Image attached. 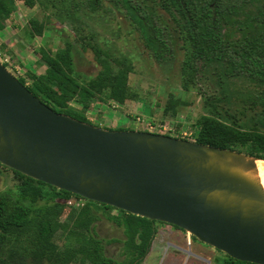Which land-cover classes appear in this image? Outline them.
I'll return each mask as SVG.
<instances>
[{"label":"rangeland","instance_id":"rangeland-1","mask_svg":"<svg viewBox=\"0 0 264 264\" xmlns=\"http://www.w3.org/2000/svg\"><path fill=\"white\" fill-rule=\"evenodd\" d=\"M32 1L33 6L27 7L25 0H13L11 15L0 23V63L27 89L32 88L35 78L46 75L48 66L44 55L54 56L67 48L74 61L72 76L83 85L94 80L107 66L118 70L120 64L128 70L131 98L126 104L109 100L105 94L94 98L88 108L75 101L69 103L87 124L105 130L148 132L191 142H196L199 120L203 117L216 118L245 132L258 128L256 121L262 108L251 104L258 89L241 78L229 79L223 88L218 84L217 69H202L201 63L195 64L196 71L188 74L186 35L158 1L139 0L156 17L157 26L165 31L170 48L165 61L155 59L125 12L109 0ZM250 11L254 14L256 8ZM32 20L42 26L41 36L32 30ZM234 38L239 35L236 33ZM170 103L174 115L166 116L163 112ZM259 131L264 133L263 129ZM236 152L243 153L239 148ZM19 184L12 170L0 167V191H17ZM45 191L52 194L55 190L45 187ZM59 203L62 214L53 226V234L60 251L74 245L67 240L62 226L67 224L72 228L77 220L84 223L91 218L88 212H92L95 237L103 241L106 256L118 262L133 263L135 255L123 256L125 228L141 225L139 219L68 194L59 193ZM115 220L122 221L123 226ZM170 226L155 223L160 247L162 233L168 231L171 240H176L177 234L183 235L189 251L193 246L195 253L208 260L201 264H221L219 260L225 258L224 253ZM169 249L166 244L156 260L151 257L145 264H165Z\"/></svg>","mask_w":264,"mask_h":264},{"label":"water","instance_id":"water-1","mask_svg":"<svg viewBox=\"0 0 264 264\" xmlns=\"http://www.w3.org/2000/svg\"><path fill=\"white\" fill-rule=\"evenodd\" d=\"M264 161L58 113L0 63V164L60 191L177 227L230 258L264 264Z\"/></svg>","mask_w":264,"mask_h":264},{"label":"trees","instance_id":"trees-1","mask_svg":"<svg viewBox=\"0 0 264 264\" xmlns=\"http://www.w3.org/2000/svg\"><path fill=\"white\" fill-rule=\"evenodd\" d=\"M109 1L125 12L147 49L153 51L155 59L165 61L170 48L165 31L155 22L156 17L139 0ZM150 1H158L178 21L186 35L188 74L189 71H196L195 64L201 63L202 69H217L218 84L223 88L229 79L241 78L258 89V93L251 98L253 106L262 108L256 121L258 128L245 132L216 118L203 117L199 120L196 143L231 151L239 148L250 157L264 160V133L259 131L264 130V0ZM25 2L27 7L33 6L32 0ZM12 6L13 0H0V23L11 15ZM251 8H256L254 14ZM30 25L35 35H42L43 28L36 20H32ZM236 33L239 38L235 39ZM44 61L48 66L46 75L35 78L32 88L28 90L58 113L88 123L72 110L70 102L75 101L88 108L93 99L102 94L120 105L131 98L129 73L124 65L119 64L118 70L107 66L94 80L83 85L72 76L74 61L70 48L54 56L45 54ZM172 111L173 105L170 103L163 113L173 116ZM12 172L20 184L17 191H0V264H127L125 260L118 262L106 256L103 241L95 237L92 212H88L91 218L84 223L77 220L72 228L67 224L62 226L67 240L74 245L60 251L53 234V226L62 214L59 193L72 194ZM45 187L55 190L54 193L46 192ZM104 208L114 209L105 205ZM132 217L139 219L141 225L125 228L123 256L135 255L132 264H140L151 250L156 222ZM115 221L123 226L122 221ZM219 262L251 264L227 255Z\"/></svg>","mask_w":264,"mask_h":264},{"label":"crops","instance_id":"crops-1","mask_svg":"<svg viewBox=\"0 0 264 264\" xmlns=\"http://www.w3.org/2000/svg\"><path fill=\"white\" fill-rule=\"evenodd\" d=\"M170 227L183 231L174 226H170ZM162 234L164 235V238H162V243H161L162 246L160 247L159 242H157L158 230L156 229V235L153 239L151 250L148 256L140 264L147 263L151 257H154V259L156 260V258L161 253H163L166 244L171 249H169L167 252V255L164 260L165 264H201L204 261H208L206 259H203L198 253L194 252V250H196L195 247L193 250V246H192V249L190 248V251H189L188 242L185 241V238L183 237V235L177 234L176 240H171V238L168 237L169 235L168 231L163 232Z\"/></svg>","mask_w":264,"mask_h":264},{"label":"bare ground","instance_id":"bare-ground-1","mask_svg":"<svg viewBox=\"0 0 264 264\" xmlns=\"http://www.w3.org/2000/svg\"><path fill=\"white\" fill-rule=\"evenodd\" d=\"M254 170H242L241 172L248 178L257 182L264 189V161H258Z\"/></svg>","mask_w":264,"mask_h":264},{"label":"built area","instance_id":"built-area-1","mask_svg":"<svg viewBox=\"0 0 264 264\" xmlns=\"http://www.w3.org/2000/svg\"><path fill=\"white\" fill-rule=\"evenodd\" d=\"M69 204H70V205H72V204H75V202H74V203H72V202H69Z\"/></svg>","mask_w":264,"mask_h":264}]
</instances>
